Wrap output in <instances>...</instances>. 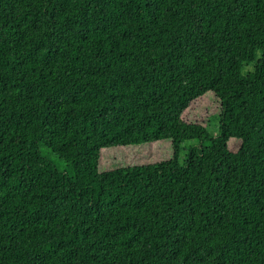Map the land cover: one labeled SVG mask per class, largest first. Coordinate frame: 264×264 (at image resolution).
<instances>
[{
	"label": "trees",
	"instance_id": "16d2710c",
	"mask_svg": "<svg viewBox=\"0 0 264 264\" xmlns=\"http://www.w3.org/2000/svg\"><path fill=\"white\" fill-rule=\"evenodd\" d=\"M0 264H264V0H0Z\"/></svg>",
	"mask_w": 264,
	"mask_h": 264
},
{
	"label": "rangeland",
	"instance_id": "374dc122",
	"mask_svg": "<svg viewBox=\"0 0 264 264\" xmlns=\"http://www.w3.org/2000/svg\"><path fill=\"white\" fill-rule=\"evenodd\" d=\"M217 126H218V122L217 121H213L212 122V129H210L211 134L216 135L217 134ZM62 168V166H61Z\"/></svg>",
	"mask_w": 264,
	"mask_h": 264
}]
</instances>
